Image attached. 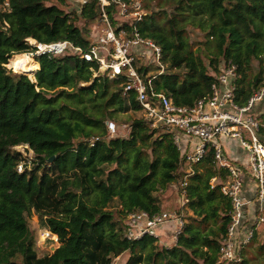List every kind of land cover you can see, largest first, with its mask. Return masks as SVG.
I'll return each instance as SVG.
<instances>
[{
	"label": "trees",
	"instance_id": "trees-1",
	"mask_svg": "<svg viewBox=\"0 0 264 264\" xmlns=\"http://www.w3.org/2000/svg\"><path fill=\"white\" fill-rule=\"evenodd\" d=\"M48 1L0 0V264H111L120 255L124 264H216L232 207L220 185H210L218 173L212 151L188 177L189 213L172 246H160L150 235L124 236L127 213L162 210L159 193L183 178L182 155L169 132L128 115L140 107L134 92L123 94L122 76L93 78L97 64L69 49L35 56V71L26 53L35 49L28 38L38 46L66 40L86 48L90 24L99 16L98 0L81 8L67 0L70 12ZM131 1H111L106 7L111 20L118 4ZM155 7L159 10L143 5L146 14L136 25L163 52L166 68L152 79L154 90L175 104L191 105L209 93L223 57L237 67L235 92L244 104L262 80L264 0H161ZM194 27L204 37L196 52L187 39ZM254 59L260 70L255 80L249 74ZM8 61L34 80L8 69ZM148 69L139 72L144 77ZM122 117L127 134L109 136L106 122ZM22 144L32 148V157L14 149ZM32 214L57 236L59 245L50 253L38 256L34 250Z\"/></svg>",
	"mask_w": 264,
	"mask_h": 264
},
{
	"label": "built area",
	"instance_id": "built-area-1",
	"mask_svg": "<svg viewBox=\"0 0 264 264\" xmlns=\"http://www.w3.org/2000/svg\"><path fill=\"white\" fill-rule=\"evenodd\" d=\"M79 8L91 0H68ZM99 16L90 24L86 48L75 46L63 40L39 43L34 56L64 55L69 49L81 59L95 62L92 77L107 75L109 79L124 78L121 82L123 94L135 93L140 115L148 126L157 131L171 134L173 144L182 155L183 178L172 183L177 190L180 211H165L149 215L145 211H131L125 216L124 236L128 239L150 235L157 243L158 230L168 227L170 240L176 242L185 223L187 208L186 186L193 174V166L199 163L209 151L217 170L210 185L219 184L221 192L231 202L230 223L223 235L216 264H236L241 261V249L250 242L255 231L264 224V120L259 119L264 111L258 106L264 99V79L244 104L237 101V67L231 60L218 63L210 91L196 99L191 105L175 104L163 91H155L152 79L156 73L165 70L163 52L151 38L144 37L137 30V23L146 14L140 3H120L112 21L106 7L111 1L98 0ZM34 40V39H33ZM36 44V43H35ZM142 66L149 69L145 76L139 72ZM107 129L115 134V124L107 122ZM112 135V134H111ZM233 146L239 153H231ZM20 169V167H19ZM224 170L220 178L219 172ZM253 192L258 201V210L249 222L245 213L250 200L246 192ZM248 226L243 234L240 230ZM42 237L57 240L48 229ZM169 247V246H168ZM118 257V256H117ZM116 258V257H114ZM113 258V259H114ZM112 259V261H113ZM111 261V264L113 262Z\"/></svg>",
	"mask_w": 264,
	"mask_h": 264
},
{
	"label": "rangeland",
	"instance_id": "rangeland-1",
	"mask_svg": "<svg viewBox=\"0 0 264 264\" xmlns=\"http://www.w3.org/2000/svg\"><path fill=\"white\" fill-rule=\"evenodd\" d=\"M159 1H161V0H132V4L137 3V2L140 3L141 6H143L145 4H150L151 9H155V11H158L159 9L157 7H155V5ZM47 4L58 5L65 12H70L73 9V5L70 4L67 0H64L62 3L59 0H49L47 2ZM163 4L165 5L164 2H163ZM166 5H165V8L169 12L171 10L170 5H168V4H166ZM77 25L82 29L85 27V25L81 21L78 22ZM203 38L204 37L199 32L198 27L188 28L187 39L191 43L192 51L196 52L197 49L202 48L201 46H203V44H204ZM210 38H212V37H210ZM27 42L32 47H35V49H36L35 52L40 51V49L37 48L36 44L33 41H31V39L28 38ZM209 46H211L210 49L213 50L214 47L211 43L209 44ZM33 52L34 51H30V52H26V53L29 54L30 59L32 60V64H33V66H35V71H36L39 68V64L36 61V59H34L35 56H34ZM202 55H204V53ZM223 60H225V58L221 57L219 62L222 63ZM204 62L206 65H208L210 63L209 59L206 58V56H204ZM258 62L259 61L255 60V59L252 61V70L249 72V74L253 77L254 76L258 77L260 75V70L258 68ZM261 64H262V68H263V74L261 75V77L263 80L264 79V62H261ZM6 67L13 72L23 73V74L27 75L28 77H30L32 80H34V74L29 75L28 73H25V72H22L19 70H15L14 68L9 66V61L7 62ZM261 81L259 82V84L261 83ZM88 83H86V84H88ZM263 106H264V100H263ZM263 106L261 105V108H262L261 110L264 111ZM128 115H132L134 117H140L141 116L139 111L138 112L129 111ZM109 121L110 120H108L107 122H109ZM107 122H106V124H107ZM110 122L115 124V134L111 133V131H108V133L110 134L109 136H112V137H114V136H125L127 134L128 125H127V123L124 122V117H122L118 120H112ZM25 147L28 150L27 153L24 151ZM14 149L20 150L23 153V155H25L28 158L33 156L32 148L27 144L14 146ZM159 199H160V204H161L162 210L180 211V202L178 200L177 190L172 184H170L166 190L159 193ZM111 207H113L112 209H116V207H118V206H117L116 202H112ZM187 211H188L187 209H186V211L184 210L185 215L187 214L186 213ZM29 224H30L31 233L34 235V246L33 247H34V250L38 256H41L45 253L52 252L53 249L59 245L58 241L55 240V238H53V239L44 238L43 239L42 231L44 230V228H42L40 226L39 221H38V216L36 214H32L30 216ZM262 236L257 235L256 240L252 244L247 246V248L244 252V258L248 260L247 264H264V248L259 249L262 245H264V235H262ZM159 244H160V246H163L161 242ZM123 258H124V255H120V256L114 258L112 262H113V264H124Z\"/></svg>",
	"mask_w": 264,
	"mask_h": 264
},
{
	"label": "crops",
	"instance_id": "crops-1",
	"mask_svg": "<svg viewBox=\"0 0 264 264\" xmlns=\"http://www.w3.org/2000/svg\"><path fill=\"white\" fill-rule=\"evenodd\" d=\"M239 147L238 146H233L231 153H233L234 155H237L239 153ZM247 197L249 198L250 202L247 205L246 208V215H248L251 219L253 218V216L255 215V213L258 210V201L256 200L254 193L253 192H246ZM245 228L243 227V229L240 230V234H243L244 231H246V229H248L247 225L245 224ZM158 233L160 235L159 240L166 242L167 246H172L175 242L170 240V230L168 227H163L162 229L158 230ZM259 235H264V224L255 231V234L253 235L252 239L250 240V242L248 244H246L242 249H241V261L244 258V252L247 248V246H249L250 244H252L255 240H256V236ZM263 237V236H262ZM240 261V262H241ZM238 264V263H237Z\"/></svg>",
	"mask_w": 264,
	"mask_h": 264
},
{
	"label": "water",
	"instance_id": "water-1",
	"mask_svg": "<svg viewBox=\"0 0 264 264\" xmlns=\"http://www.w3.org/2000/svg\"><path fill=\"white\" fill-rule=\"evenodd\" d=\"M256 78H257V77L254 76V80H255ZM24 151L27 153L28 150H27L26 147H25V150H24ZM52 160H53V156H51V157L48 159V161H52Z\"/></svg>",
	"mask_w": 264,
	"mask_h": 264
},
{
	"label": "bare ground",
	"instance_id": "bare-ground-1",
	"mask_svg": "<svg viewBox=\"0 0 264 264\" xmlns=\"http://www.w3.org/2000/svg\"><path fill=\"white\" fill-rule=\"evenodd\" d=\"M40 47L44 48V46H43V45H41ZM27 57H29V56L27 55Z\"/></svg>",
	"mask_w": 264,
	"mask_h": 264
}]
</instances>
